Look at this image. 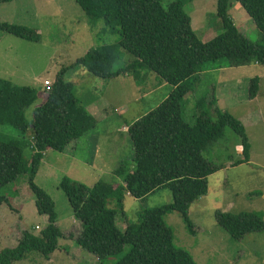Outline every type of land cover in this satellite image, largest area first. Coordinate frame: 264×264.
<instances>
[{
	"label": "trees",
	"instance_id": "16d2710c",
	"mask_svg": "<svg viewBox=\"0 0 264 264\" xmlns=\"http://www.w3.org/2000/svg\"><path fill=\"white\" fill-rule=\"evenodd\" d=\"M15 1L18 0H0V4ZM187 1L77 0L90 23L103 21V31L118 33L119 38L112 44L103 42L91 48L75 65L110 80L152 70L173 86L158 106L129 125L134 156L116 168L114 176L120 179V184L100 181L90 187L68 177L59 184L78 221L82 222L81 232L69 237L100 260L123 253L130 246L116 264H198L189 250L175 245L166 215L180 212L187 227L194 230L191 209L207 195L209 178L224 168L210 162L205 154L223 139L226 128L242 140L244 160L231 167L250 162L245 127L233 115L219 109L215 92L210 94L213 97L210 111L214 109L215 120L207 109L195 123L189 122L186 97L195 90L212 62L223 60L221 67L230 68L264 66V39L261 44H255L246 37L230 17L232 0H219L222 32L210 41L201 40L186 11ZM233 1L241 5L264 34V0ZM0 29L32 41L41 39L37 29L22 24L0 22ZM128 53L136 58L131 64L125 62ZM65 73L64 69L60 71L51 86L42 92L45 98L34 109L31 121L26 118V110L37 101L39 93L31 87L0 79V127L11 126L19 132L17 138L0 140V192L27 174L37 212L47 218V226L39 235L24 231L15 247L1 251L0 264L22 261L31 252L49 259L60 248L61 238L68 236L57 225L54 200L35 179L46 152L64 153L100 123L80 106L74 84L65 79ZM258 90L259 78H252L250 99L256 98ZM26 148L31 150L29 159L25 157ZM165 188L171 191L170 202L142 208L138 222H129L124 229L119 226V218L127 213L125 202L129 195L143 200ZM113 202L116 207H111ZM0 204L12 206L3 194ZM215 218L235 239L264 231L260 213L234 214L217 209Z\"/></svg>",
	"mask_w": 264,
	"mask_h": 264
},
{
	"label": "rangeland",
	"instance_id": "374dc122",
	"mask_svg": "<svg viewBox=\"0 0 264 264\" xmlns=\"http://www.w3.org/2000/svg\"><path fill=\"white\" fill-rule=\"evenodd\" d=\"M219 0H188L186 11L192 17L193 29L201 40L210 41L222 32L218 15ZM229 14L237 28L255 44H261L264 34L251 21L239 3L231 1ZM0 22L22 24L38 30L39 41L19 37L0 29V79L15 85L28 86L39 93L37 101L26 110L28 121L33 111L45 98V80L54 82L57 74L65 70V79L74 84L80 106L99 126L64 153L48 151L35 183L54 200L58 215L57 225L67 237L61 238L60 248L46 259L38 252L29 253L14 264H116L130 250L100 260L82 250L76 240L69 237L81 232L74 209L59 188L68 177L94 187L100 181L118 185L116 168L133 159L129 125L150 113L173 89V86L154 71L132 72L115 79H101L81 65L78 58L103 42H116L119 34L104 32V23L89 22L77 0H18L0 4ZM136 58L127 54L125 62ZM222 60L207 65L202 80L187 97L186 119L195 123L198 117L210 111L215 92L218 107L242 122L249 142L250 164L231 167L243 161L242 140L235 132L225 129V136L205 157L223 170L209 178V191L191 209L194 230L191 231L183 214L174 211L166 215L167 224L174 233L175 245L189 250L198 264H264V231L247 234L243 239L233 238L217 224L215 212L221 209L238 214L260 213L264 219V66L221 67ZM140 73V72H139ZM259 78V92L249 97L250 80ZM206 98V99H205ZM202 102V103H200ZM216 119L214 109L210 111ZM19 136L11 126L0 127V140ZM28 139L31 136L28 135ZM224 142V143H222ZM221 143V144H220ZM213 151V152H211ZM215 154L214 156L212 155ZM31 150L26 148L29 159ZM0 194L11 203L0 204V252L17 245L24 231L39 235L47 226V218L38 214L35 197L29 188L28 175H22ZM172 200L171 191L160 189L145 199L128 197L126 215L119 218L121 228L129 222L139 221V212L145 207L160 206ZM111 207L116 204L111 203Z\"/></svg>",
	"mask_w": 264,
	"mask_h": 264
},
{
	"label": "crops",
	"instance_id": "0c3cea01",
	"mask_svg": "<svg viewBox=\"0 0 264 264\" xmlns=\"http://www.w3.org/2000/svg\"><path fill=\"white\" fill-rule=\"evenodd\" d=\"M252 65H259V64H252ZM259 66H261V65H259ZM263 66V65H262ZM9 81V80H8ZM12 82V81H11ZM13 83V82H12ZM46 83H50V84H52L53 82H50V81H48V80H45V82L43 83V86L44 87H46ZM258 92H259V90H258ZM257 97V96H256ZM220 108V107H219ZM249 164H250V162H249ZM249 164H247V165H249ZM128 197H132V196H128ZM128 197H127V199H128Z\"/></svg>",
	"mask_w": 264,
	"mask_h": 264
},
{
	"label": "built area",
	"instance_id": "2783aa9c",
	"mask_svg": "<svg viewBox=\"0 0 264 264\" xmlns=\"http://www.w3.org/2000/svg\"><path fill=\"white\" fill-rule=\"evenodd\" d=\"M50 86H51L50 83H46V87H45V88H48V87H50Z\"/></svg>",
	"mask_w": 264,
	"mask_h": 264
}]
</instances>
